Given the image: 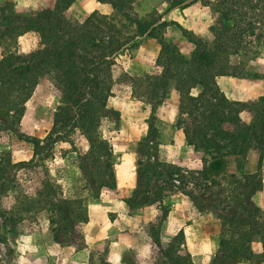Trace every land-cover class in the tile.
Here are the masks:
<instances>
[{"label": "trees", "instance_id": "16d2710c", "mask_svg": "<svg viewBox=\"0 0 264 264\" xmlns=\"http://www.w3.org/2000/svg\"><path fill=\"white\" fill-rule=\"evenodd\" d=\"M75 1L55 0L52 7L31 13L20 26L8 27L1 37L15 40L31 32L40 49L36 51L39 62L27 66L18 63L20 57L15 55L0 58V136L22 141L32 148V157L26 162H13L8 153L0 152V193L14 188V171L35 167L49 156L57 142L67 138L73 141L78 136H84L88 143L87 152L79 156L78 168L90 183L91 197L98 198L102 189L116 188L113 150L100 134L107 120L117 124L120 118L118 111L107 107L114 83L113 58L143 37L155 39L160 49L153 69L145 76L150 87L151 112L147 133L138 143L139 157L151 156L148 144L157 137L156 110L168 97L171 83L179 95L175 127L182 130L186 144L202 154L200 169L187 171L168 164L162 165L164 173L157 172L152 165L141 170L144 165L139 159L138 183L146 178L144 172L149 170L152 178L155 177L154 181L146 183L143 193L149 197L144 204L161 202L165 187L159 181L165 185L178 181L180 186L176 188L188 198H194L193 188L208 182L214 184L220 174L241 169L236 156H244L256 140L258 145L254 150L259 153L256 171L244 175L243 183L250 187L251 195L260 191L263 187L264 95L252 103L229 101L218 88L216 78L244 77V68L258 55V50L249 46L264 40V0H198L216 14L215 22L209 27L212 46L179 23L162 21L163 15L148 19L134 17L132 4L136 0H96L109 4L113 12L106 15L95 10L81 22L70 16ZM196 1L168 0V10ZM170 24L193 45L192 51L185 53L177 41L164 36ZM240 54L245 61L240 64L241 69H236L230 58ZM42 79L57 89L59 100L50 129L43 138H37L22 133L20 121L26 103ZM195 87H199L200 92L192 95ZM244 111L251 116L248 126L241 123L240 114ZM189 184L191 189H187ZM41 193L29 206L46 212L52 240L64 245L77 235L78 226L88 221L85 200L59 198L47 179ZM133 200L128 197L123 202L134 209L137 203ZM246 210L255 222L242 219L236 213L216 216L220 232L210 264H264V221L260 220V212L251 200ZM160 224L161 220L148 223V235L163 264H192L184 248L183 231L179 230L165 242L160 238ZM257 243L261 247L259 253L253 249Z\"/></svg>", "mask_w": 264, "mask_h": 264}, {"label": "rangeland", "instance_id": "374dc122", "mask_svg": "<svg viewBox=\"0 0 264 264\" xmlns=\"http://www.w3.org/2000/svg\"><path fill=\"white\" fill-rule=\"evenodd\" d=\"M90 2L91 0L75 2L70 8V16L77 21L84 20L91 13ZM54 3L55 0H0V58L7 54L18 56V63L23 66L39 62L36 51L40 46L31 32L24 33L15 40L1 37L8 27L20 26L23 19L28 18L31 13L48 9ZM107 6L111 9L109 4ZM188 7L189 12H184ZM172 10H168V0H136L132 4L134 17L148 19L156 18V15L160 14L165 19H161L162 21L172 22L179 19L184 28L202 37L212 46L213 35L209 27L215 22L216 14L210 7L202 6L201 1L197 0L188 6L175 8L173 14H170ZM112 12L111 9L109 14ZM164 36L177 41L185 53L193 49V45L188 43L172 24L166 28ZM134 43H130L113 58L114 83L107 107L118 111L120 119L117 124L107 120L100 133L108 140L113 150L116 188L102 189L98 198L91 197L92 192L88 189L90 183L86 182L78 168L79 156L88 150L85 137L78 136L73 139L74 142L70 138L57 142L43 162H38L33 168L14 171V188L8 193H0V264H163L148 235V223H156L159 220L162 241L170 240L182 230L185 236L184 248L190 254L192 264H210L217 249L220 232V222L216 217L218 214L236 213L242 219L255 222L250 219L246 210L247 202L251 200L260 212V220L264 221V158L261 165L262 189L251 195L250 187L243 183L244 175L256 171L259 153L254 147L258 145L257 140L244 156H236L242 165L241 169L220 174L215 178L214 184L208 182L200 188H193L194 198L190 199L178 190L176 186L180 184L169 182L172 184L165 185L159 181L158 183L165 187L161 202L144 204L148 196L143 193L146 183L149 180L154 181L155 177L152 178V172L149 170L144 172L146 178L138 183L136 173L139 169V159L144 165L141 170L147 165H152L157 172L164 173L162 165L169 164L166 160L169 156L175 162L183 161L185 164L178 163V167L189 171L201 161L202 154L188 146L185 138L182 144H178L176 137H172L174 131L182 135L183 132L175 127L179 95L171 83L168 97L163 102L175 106L173 124L168 129L162 125L165 123L155 118L157 137L148 144L151 156L148 159L145 156L139 157L138 143L147 133V119L151 112L150 87L145 80L148 74L146 71H150L151 67H148L150 58H141L147 67H134V61L140 58L137 59L133 53L141 41L136 39ZM251 46L252 50H258V55L244 68V77L233 78L244 79L250 84L254 81L255 85L264 84V40L253 42L249 47ZM249 55L252 57L253 52ZM244 61L242 54L230 58V63L236 65V69H241L239 66ZM199 92V87L191 90L192 95ZM258 92L256 90L254 95ZM258 98L247 103L256 102ZM58 100L57 89L48 80L42 79L26 103L20 121V131L43 138L51 127L52 114ZM162 112L167 114V110ZM250 117L247 111L242 112L241 123L250 125ZM183 119L189 121L187 116H183ZM164 129L166 131L162 138L160 133H163ZM168 139H173L171 144L176 143L174 151L159 152V144H168ZM0 152L8 153L13 162H26L32 157L30 144L5 135L0 136ZM45 179L54 187L59 198H81L86 203L88 221L80 224L77 235L69 238L64 245H58L52 240L46 212L39 210L37 206H29L30 201L37 200ZM191 188L192 185L189 184L187 189ZM128 197L132 200L136 198L133 200L137 203L134 209L128 208L123 202ZM164 211L167 212L162 219ZM104 212H108V217L104 216ZM104 220L105 226L98 231V225L101 226ZM84 247L88 248L89 253L87 250L82 252ZM253 249L259 253L260 244H254ZM86 253L89 256L87 260Z\"/></svg>", "mask_w": 264, "mask_h": 264}, {"label": "crops", "instance_id": "0c3cea01", "mask_svg": "<svg viewBox=\"0 0 264 264\" xmlns=\"http://www.w3.org/2000/svg\"><path fill=\"white\" fill-rule=\"evenodd\" d=\"M78 1L79 0H76L75 2L77 3ZM107 5L98 3V2H96V0H91L90 12H93L96 10L99 13L104 12V14H109L110 10L112 8L109 9V7ZM174 9L175 8H173V10ZM173 10L170 11L171 12L170 14H173ZM184 10H185L184 12H186L187 10H188L187 12H189L190 7L186 8ZM162 20H165V19H163V16H162ZM173 21L177 22L181 25V22L179 21V19H174ZM79 22H81V21H79ZM26 34H28V33H26ZM137 40L141 41V43L135 48L133 54H134V56L138 57L137 59H139V58L140 59L138 61H134V67H147L146 64L144 65V61L141 60V58H144V60H145V58L146 59L150 58V64L148 67H151V69H150V71H151L155 65V60L158 56L160 47L157 44L156 40L152 39V38L143 37V38H137ZM121 57H123V56H121ZM139 70H140V68H138V71ZM150 71H146V72L150 73ZM216 84H217L218 88L220 89V91L225 95V97L229 101H234V102L253 101L254 99L256 100V98H258L264 94V84L257 83V85H255L254 81H252V83L250 84L249 81H246L244 79H238V78H233V77H228V76H220V77L216 78ZM256 90H258L259 92L255 93V95H256L255 96L254 92H256ZM169 105H170V108H168ZM174 108H175V106H173V104L168 103L166 105V102H162V104L157 109L158 111H156V113L158 112L156 114V118H158L157 120H160L162 123H165V124H162L165 126V128L170 129L171 124H173V121H174L173 115H175V109ZM166 110H167V114H164L162 111H166ZM121 118H122V116H121ZM164 126L160 129V131L163 130ZM165 131H166V129H164L163 133H160L162 135L161 136L162 138H163V135L165 134ZM172 134H173L172 137H176V142L178 144L183 143L184 134L182 135V133H180L178 131H176V132L174 131V132H172ZM171 140H173V139H171ZM171 140L169 141V139H168V141H167L168 144L161 142L158 146L159 152H164L165 150L170 151V153L173 152L175 149L176 143H175V145H174V143L171 144ZM178 141H180V142H178ZM166 160H168L169 164L175 165V166L178 163H180V165L185 164V163H182L183 161H181V162L176 161L175 162L173 159L170 158V156ZM199 163L201 164V161H199ZM199 163H196V166H194L193 170L200 169L199 167L201 165H199ZM107 213L108 212H104L105 217H108ZM101 226H100V224L98 225V231L101 230L105 226V220L101 224ZM84 250H87V252L89 253L88 248L84 247L82 252H84ZM88 253H86V260L89 257ZM83 259L85 260V257H83Z\"/></svg>", "mask_w": 264, "mask_h": 264}, {"label": "built area", "instance_id": "2783aa9c", "mask_svg": "<svg viewBox=\"0 0 264 264\" xmlns=\"http://www.w3.org/2000/svg\"><path fill=\"white\" fill-rule=\"evenodd\" d=\"M175 184H179L178 181H173Z\"/></svg>", "mask_w": 264, "mask_h": 264}]
</instances>
